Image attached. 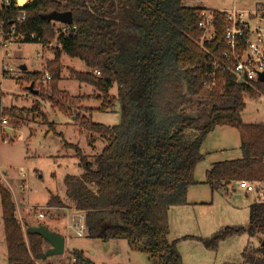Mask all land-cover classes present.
Here are the masks:
<instances>
[{"label": "trees", "instance_id": "trees-1", "mask_svg": "<svg viewBox=\"0 0 264 264\" xmlns=\"http://www.w3.org/2000/svg\"><path fill=\"white\" fill-rule=\"evenodd\" d=\"M5 1L0 0L3 30L22 17L24 23L16 25V32L27 37L24 43L44 47L57 38L48 63L53 76L50 93H42V100L63 115L75 114V121L80 116L74 109L92 111L83 107L90 99L102 103L99 112L113 111L116 100L121 104L119 125L108 127L90 118L80 123L107 139L93 161L64 141L83 172L64 179L70 205L56 195L47 203L50 208L83 213L89 239L124 240L132 251L145 253L151 264H183L178 240L168 239V214L171 208L188 205V191L196 185L195 169L204 159L202 145L217 127L239 131L242 157L215 163L206 171L205 183L212 192L227 193L243 181L264 185V123L242 120L245 100L264 95V83L246 87L229 72L212 67L213 57L225 50L222 13H214L217 37L204 51L197 44L203 9L187 7L185 0H30L24 7L16 0ZM54 11L71 12L77 31L58 37L53 22L45 19ZM63 57L84 63L88 71L72 73L78 82L94 87L97 97L74 98L59 90ZM24 75L31 83L43 78L40 72ZM115 85L116 96L111 94ZM18 113L5 110L9 126ZM47 125L63 139L55 123ZM0 200L7 263L37 264L46 252L45 239L23 226L7 188L0 187ZM242 234L264 236V199L249 206L246 227H226L200 241L214 251L221 242ZM72 256L78 264H93L82 252L73 251ZM242 259V264H264V247L245 249Z\"/></svg>", "mask_w": 264, "mask_h": 264}, {"label": "rangeland", "instance_id": "rangeland-1", "mask_svg": "<svg viewBox=\"0 0 264 264\" xmlns=\"http://www.w3.org/2000/svg\"><path fill=\"white\" fill-rule=\"evenodd\" d=\"M27 1L24 0L22 3ZM184 5L212 12L235 9L247 12L264 8V0H185ZM56 44L55 39L44 47L37 43H24L11 49L9 58L5 57V50L0 48V116L11 120L4 114L5 110L17 109L19 112L16 121L10 125L13 127L11 129L14 137L11 138L5 133L0 137V187L7 188L12 194L17 214H20L18 218L23 225L25 223L33 227L42 225L49 230L52 226L58 230L62 227L64 230L67 238L65 253L41 259L37 264H68L73 258V256L69 258L73 251L82 252L93 264H150L145 253L132 251L124 240L101 241L89 239L87 235L78 237L73 225V216L77 213L73 209H53L47 204L50 196L56 195L70 205L64 179L68 175L80 176L83 172L75 152L67 149L65 142L78 146L90 161L101 153L107 143L105 137L84 130L80 126L82 119L90 118L92 122L108 127L119 125L123 120L119 100H116L113 111L99 112L96 109L100 108L102 103L90 99L83 103V107L92 111L86 113L84 109H74L73 112L80 116V121H75V114L63 115L49 102L41 99L42 93H50L51 81H47L45 76L48 74L53 78L48 63L54 58L53 49ZM4 66L12 69L16 75L11 73L5 77ZM23 66L26 67V71H21ZM72 71L88 70L81 61L63 57L61 80L58 85L60 91L74 98L99 95L91 85L78 82ZM24 72H40L43 78L31 83L26 80ZM31 85L38 95H33L29 90ZM111 94L117 95L116 85ZM245 104L243 122L263 123L264 95L257 99H246ZM41 112L45 116H42ZM188 112L191 115L195 114L190 109ZM49 122L56 124V131L63 135L64 140L49 130L47 125ZM240 144V133L236 129L217 127L210 133L201 148L204 159L195 169L196 185L190 187L188 191V205L170 209L172 217L169 220L168 214V239L170 242L178 240L177 249L183 264H242L243 251L257 249L264 241L263 235L250 237L242 234L221 242L214 251L206 249L200 241L211 238L226 227H246L251 202L258 201L260 197L263 199L257 185L254 187L259 195L256 194L255 197L253 195L251 198L245 192L234 195L229 193V196L221 192L213 193L205 183L206 171L213 164L242 157ZM195 202L196 205L193 204ZM40 214H43L44 218H39ZM79 216L84 215L80 214L78 218ZM0 264H8L1 200Z\"/></svg>", "mask_w": 264, "mask_h": 264}, {"label": "built area", "instance_id": "built-area-1", "mask_svg": "<svg viewBox=\"0 0 264 264\" xmlns=\"http://www.w3.org/2000/svg\"><path fill=\"white\" fill-rule=\"evenodd\" d=\"M5 4H8V0ZM214 13L203 9L199 14L198 26L202 34L198 37L197 44L204 51L207 45L217 37ZM220 13L224 15L225 21V50L220 53V56L213 57L212 67L217 72H229L238 84L241 80V85L252 87L258 82L259 76L264 73V8L247 12L235 9ZM23 23L24 18L22 17L16 21V25L19 26ZM16 25H13L10 30H3L0 25V48L5 50L6 58L11 56V49L19 47L27 40L25 35L16 32ZM52 28L58 37L63 38L77 31V27L73 24L53 23ZM31 39L34 37L32 36ZM55 42L57 43V38ZM11 73L16 75L12 69L4 66L3 74L8 76ZM94 74L100 75L97 70ZM45 79L50 81L51 76L46 74ZM2 133L11 138L14 137L13 130L9 126V119L4 116H0V137ZM239 188L248 194L255 192L254 185L249 182H240ZM39 218H44V215L40 214ZM74 227L78 237L81 238L87 234L84 217L80 216L78 224ZM68 264H78V262L73 257Z\"/></svg>", "mask_w": 264, "mask_h": 264}, {"label": "water", "instance_id": "water-1", "mask_svg": "<svg viewBox=\"0 0 264 264\" xmlns=\"http://www.w3.org/2000/svg\"><path fill=\"white\" fill-rule=\"evenodd\" d=\"M29 1V0H28ZM22 3L21 0H16V4L18 7H24L27 3ZM45 19L47 22L51 23H61V24H67L72 25L73 24V16L71 12H51L45 16ZM21 71H26V67H21ZM259 82L264 83V73L261 74L258 78ZM241 83V80H239V84ZM29 90L32 92L33 95H38L37 91L33 90V85L29 87ZM264 199V195H263ZM28 232L31 234H38L41 237L45 239L46 242H48L51 246V248L45 252V254L42 256V259H47L48 257L54 256V255H62L64 254L65 250V239L53 232H50L45 227H32L28 229ZM262 247H264V241L261 244Z\"/></svg>", "mask_w": 264, "mask_h": 264}, {"label": "crops", "instance_id": "crops-1", "mask_svg": "<svg viewBox=\"0 0 264 264\" xmlns=\"http://www.w3.org/2000/svg\"><path fill=\"white\" fill-rule=\"evenodd\" d=\"M249 11H252V10H249ZM264 123V122H263ZM254 186H256V185H254ZM260 188H259V187ZM257 187L260 189V194L263 196L264 195V188H263V184H261V185H258ZM232 189H229V191L227 192V193H224V192H222V191H218L219 193L221 192V193H224L225 195H230V194H232V195H234V194H236V193H239V192H245V194L246 195H248V196H250L251 198H252V196L254 195V197H255V195L257 194V195H259V193L258 192H254V193H252V194H248L245 190H243V189H240L237 185L235 186H232L231 187ZM215 193H217V192H215ZM230 193V194H229ZM261 199H262V197H260ZM259 199V198H258ZM198 202V201H197ZM197 202H195V203H193L194 205H196L197 204ZM254 202H256V201H252L251 202V204L252 203H254ZM54 209V208H53ZM181 209L182 208H180L179 209V211H181ZM61 211H64V210H61ZM74 211V210H73ZM171 210L169 211V220H171ZM75 213H77L76 215H74L73 216V225L75 226L76 224H78V222H79V218H80V216H79V218H78V215H80V214H83V213H80V212H76L75 211ZM177 213H179V212H177ZM182 213H180V215H181ZM18 216H20V214L18 213ZM23 223H24V221H23ZM25 225H28L27 223H25ZM25 225H23V226H25ZM29 226V225H28ZM39 226H42V225H39ZM39 226H36V227H39ZM33 226H30V228H32ZM42 227H45V226H42ZM46 228V227H45ZM52 228H53V226H52ZM51 228V230H49V229H47V230H49L50 232H53V233H56V234H58V235H60V236H62L64 239H65V246H66V241H67V238H66V236L64 235V230H63V228L61 227L60 229L61 230H58V229H56V228H53L52 229ZM51 248V246H50V244L48 243V242H46V244H45V251H48L49 249ZM64 253H65V250H64ZM72 256V253L69 255V258ZM70 260V259H69ZM68 260V261H69ZM150 262V261H149ZM151 264V263H150Z\"/></svg>", "mask_w": 264, "mask_h": 264}, {"label": "bare ground", "instance_id": "bare-ground-1", "mask_svg": "<svg viewBox=\"0 0 264 264\" xmlns=\"http://www.w3.org/2000/svg\"><path fill=\"white\" fill-rule=\"evenodd\" d=\"M22 2L24 1V0H21Z\"/></svg>", "mask_w": 264, "mask_h": 264}]
</instances>
